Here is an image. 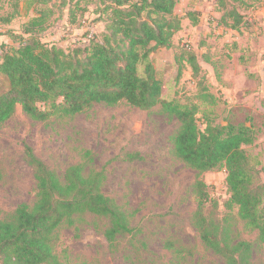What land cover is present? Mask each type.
I'll use <instances>...</instances> for the list:
<instances>
[{
	"label": "rangeland",
	"instance_id": "374dc122",
	"mask_svg": "<svg viewBox=\"0 0 264 264\" xmlns=\"http://www.w3.org/2000/svg\"><path fill=\"white\" fill-rule=\"evenodd\" d=\"M216 1L178 0L173 13L180 18V29L170 47L154 48L149 58L162 82L161 99L195 105L201 128L206 119L252 128L255 141L242 147L255 171V183L264 184V0H227L224 7ZM28 5V0H0V44L16 45V39L4 32H22L33 15ZM231 6L243 16L237 28L225 24L232 23V17L221 18ZM100 7L99 0H49L38 5L50 11L41 40L62 46L89 37L100 40L105 27ZM189 11L199 13L196 24L186 17ZM186 49L197 56V78ZM6 86L0 75V90ZM178 126L161 103L149 109L125 101L94 104L42 121L31 119L17 105L0 124V219L36 198L34 170L25 156L30 148L61 177L76 164L83 165L84 175L101 172V191L125 212L132 228L110 244L104 236L106 217L76 216L72 224L62 223L54 230L53 252L59 264H224L222 256L201 241L194 226L200 216L219 232L225 230L228 244L248 242L250 264H264L257 230L245 225L229 201L225 168L198 174L174 154L170 137ZM197 178L207 185L210 197L203 200L200 214Z\"/></svg>",
	"mask_w": 264,
	"mask_h": 264
},
{
	"label": "trees",
	"instance_id": "16d2710c",
	"mask_svg": "<svg viewBox=\"0 0 264 264\" xmlns=\"http://www.w3.org/2000/svg\"><path fill=\"white\" fill-rule=\"evenodd\" d=\"M28 1L33 15L23 23L22 32H4L16 39V45L0 44V75L7 85L0 90V124L17 105L31 119L42 121L52 115L70 116L94 104L113 106L125 101L149 109L161 103L162 111L179 122L170 137L174 154L198 174L224 167L230 203L264 244V184L255 183V171L242 147L255 141L252 128L215 124L211 119L201 128L195 105L161 99L162 82L149 54L154 48L172 45L171 38L180 29V18L173 13L178 0H99V12L105 17L101 39L89 37L67 46L41 40L50 11L37 6L49 0ZM226 1L216 4L224 7ZM225 15L233 18L232 23H225L231 28H237L243 18L235 6L224 11L222 21ZM198 16L196 11L186 13L193 24ZM186 50V60L197 78V56ZM25 156L34 170L36 198L32 205L22 203L9 218L0 219V264H59L53 252L54 230L62 223L72 224L84 213L108 219L104 236L110 244L117 235L132 230L125 212L101 191V172L84 175L83 165L76 164L61 177L30 148ZM194 186L200 214L203 200H210L209 192L202 179L197 178ZM194 226L204 245L221 255L224 264H250L248 242L228 244L226 231L219 232L201 216Z\"/></svg>",
	"mask_w": 264,
	"mask_h": 264
}]
</instances>
